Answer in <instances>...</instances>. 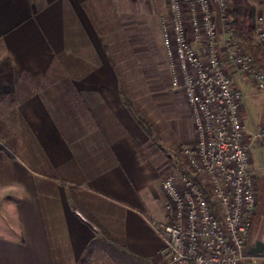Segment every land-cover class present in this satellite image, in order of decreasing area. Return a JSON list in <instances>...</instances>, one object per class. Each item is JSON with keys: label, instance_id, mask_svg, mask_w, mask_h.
I'll use <instances>...</instances> for the list:
<instances>
[{"label": "crops", "instance_id": "obj_1", "mask_svg": "<svg viewBox=\"0 0 264 264\" xmlns=\"http://www.w3.org/2000/svg\"><path fill=\"white\" fill-rule=\"evenodd\" d=\"M166 14L167 0H0L20 126L0 151V264L167 263L159 180L176 169L128 98L156 91L121 84L167 71ZM225 66L243 94L249 82Z\"/></svg>", "mask_w": 264, "mask_h": 264}, {"label": "built area", "instance_id": "obj_2", "mask_svg": "<svg viewBox=\"0 0 264 264\" xmlns=\"http://www.w3.org/2000/svg\"><path fill=\"white\" fill-rule=\"evenodd\" d=\"M232 4L168 0L160 23L170 85L182 93L196 135L194 146L181 147L179 168L161 181L164 216L155 231L166 264H264V246L250 250L257 194L251 152L258 144L264 158V121L246 127L242 95L225 64L263 95L264 67L233 35ZM253 34L264 56L263 12L255 14Z\"/></svg>", "mask_w": 264, "mask_h": 264}, {"label": "rangeland", "instance_id": "obj_3", "mask_svg": "<svg viewBox=\"0 0 264 264\" xmlns=\"http://www.w3.org/2000/svg\"><path fill=\"white\" fill-rule=\"evenodd\" d=\"M245 1L253 7L254 3H260L262 6L258 13L264 11V0ZM233 5L234 4L230 7H233ZM225 29V27L221 26L219 31V33H221V39L226 37ZM248 38L249 40H242L240 38L237 40L245 50L253 55L258 64L264 67V59L252 31ZM157 75L158 76L153 79H122L121 84L127 87L140 88L147 83L154 87L156 92L153 98H150L148 95L146 97V95L139 93L128 95V98L131 99L134 96H138V102L135 104L139 107L143 106V108L139 110L134 107L133 109H135V112L138 110V116L145 120L147 128L151 133V141L154 142L161 153L167 156L170 155L169 159L171 160V166L173 169L177 170L179 166L177 157L179 156L181 147L194 146L196 135L192 124L191 113L182 93L171 87L167 71L160 70L157 72ZM242 91L241 115L246 127L253 131V129L255 130V127L259 125L264 115V95L256 91L251 83L244 86ZM131 101L134 105L135 101ZM19 127L18 116L15 111L11 109L10 101L6 99L0 102V139L3 140V143L11 145L14 150L16 149V137ZM256 148L259 149L258 144L253 145L250 167L257 188V194L255 195L256 206L253 214V232L250 244H252V241L256 240L261 241L264 246V192H261V183H264V160L256 154ZM254 164L257 170L252 167ZM255 171H258V173ZM168 174L169 173H162L159 180L160 186L162 179ZM163 203L164 199L162 200V208Z\"/></svg>", "mask_w": 264, "mask_h": 264}, {"label": "trees", "instance_id": "obj_4", "mask_svg": "<svg viewBox=\"0 0 264 264\" xmlns=\"http://www.w3.org/2000/svg\"><path fill=\"white\" fill-rule=\"evenodd\" d=\"M232 17L233 20L230 23V28L233 30L235 37L238 39L249 40L248 36L250 32H253V20L255 17V9L252 5L247 3L245 0H233ZM262 54V53H261ZM264 59V56L262 54ZM15 86L13 78V69L8 60L0 62V102L14 96ZM139 125L144 129L145 133L150 137V130L147 128L145 120L140 118L136 114ZM0 139V151H6L4 146L6 143Z\"/></svg>", "mask_w": 264, "mask_h": 264}]
</instances>
